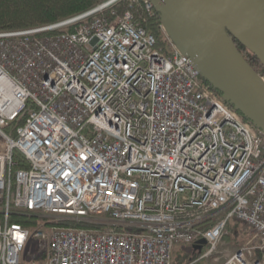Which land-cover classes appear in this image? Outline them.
<instances>
[{
  "label": "built area",
  "instance_id": "1",
  "mask_svg": "<svg viewBox=\"0 0 264 264\" xmlns=\"http://www.w3.org/2000/svg\"><path fill=\"white\" fill-rule=\"evenodd\" d=\"M119 1L0 32V264H25L30 244L31 264H173L183 246L221 264L231 221L252 236L224 264H264V133L171 40L165 54L131 12L104 15Z\"/></svg>",
  "mask_w": 264,
  "mask_h": 264
},
{
  "label": "water",
  "instance_id": "2",
  "mask_svg": "<svg viewBox=\"0 0 264 264\" xmlns=\"http://www.w3.org/2000/svg\"><path fill=\"white\" fill-rule=\"evenodd\" d=\"M167 37L223 100L264 133V78L236 42L264 66V0H149ZM206 245L199 243V248Z\"/></svg>",
  "mask_w": 264,
  "mask_h": 264
},
{
  "label": "trees",
  "instance_id": "3",
  "mask_svg": "<svg viewBox=\"0 0 264 264\" xmlns=\"http://www.w3.org/2000/svg\"><path fill=\"white\" fill-rule=\"evenodd\" d=\"M107 0H0V32L21 31L26 29L40 28L49 25H54L72 17L83 14ZM113 12L123 16L126 12H131L134 15V23L143 28L148 34L153 35L157 42V47L165 54L169 52V39L163 30L161 17L158 13L151 16L145 7V0H121L104 15L109 16ZM75 26H70L52 32L51 35H59L63 33H73ZM240 53L245 57L251 67L261 76H264V66L261 62L248 52L242 45L236 42ZM218 95L221 96L219 92ZM227 105L234 110L228 103ZM25 118L19 121V125L24 124ZM17 123H12L8 127L9 134H15ZM14 159L17 163L16 169H28L29 165L25 158L19 153H14ZM4 218L0 213V223H3ZM11 223L20 224L26 229H34L40 224H45L47 220L38 215L21 213L15 211L10 219ZM58 227L85 230L88 232H101L107 230V227H102L89 222L66 221L56 224ZM211 227L208 226L207 228ZM229 229V228H228ZM120 232V230H117ZM227 234L224 236L227 237ZM207 250V248H205ZM43 255L36 257V261H40ZM174 258V256H173ZM173 264L174 259H173Z\"/></svg>",
  "mask_w": 264,
  "mask_h": 264
},
{
  "label": "rangeland",
  "instance_id": "4",
  "mask_svg": "<svg viewBox=\"0 0 264 264\" xmlns=\"http://www.w3.org/2000/svg\"><path fill=\"white\" fill-rule=\"evenodd\" d=\"M169 52H171V47ZM261 76V75H260ZM264 78V76H261ZM228 236L224 238V241L219 246V256L221 258V264H224L227 259L233 256L237 251L241 249L243 245H246L251 240V232L249 229L237 223L231 221L228 229ZM243 240V241H242ZM242 242V243H241ZM244 243V244H243ZM243 244V245H241ZM193 246L177 247L174 251V263L176 264H214L213 259H203L202 254H196ZM38 248L34 244H30L26 249L24 255L25 264H31L34 256L37 254ZM195 253V254H194ZM43 255V254H42ZM250 256V255H249ZM254 258V256H252ZM38 264H44V255L37 261Z\"/></svg>",
  "mask_w": 264,
  "mask_h": 264
},
{
  "label": "bare ground",
  "instance_id": "5",
  "mask_svg": "<svg viewBox=\"0 0 264 264\" xmlns=\"http://www.w3.org/2000/svg\"><path fill=\"white\" fill-rule=\"evenodd\" d=\"M62 30V29H61ZM57 31V30H56ZM50 34H52V33H50ZM55 35V34H54ZM264 81V80H263ZM243 241V240H242ZM242 243V242H241ZM244 244V243H243ZM243 244H241V245H243ZM192 249V248H191ZM192 251H193V249H192ZM195 254V253H194Z\"/></svg>",
  "mask_w": 264,
  "mask_h": 264
},
{
  "label": "crops",
  "instance_id": "6",
  "mask_svg": "<svg viewBox=\"0 0 264 264\" xmlns=\"http://www.w3.org/2000/svg\"><path fill=\"white\" fill-rule=\"evenodd\" d=\"M194 250V249H193Z\"/></svg>",
  "mask_w": 264,
  "mask_h": 264
}]
</instances>
